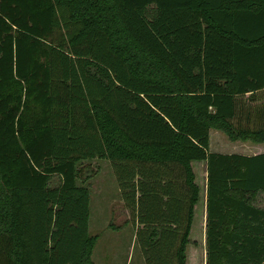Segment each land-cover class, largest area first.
<instances>
[{
  "label": "trees",
  "instance_id": "1",
  "mask_svg": "<svg viewBox=\"0 0 264 264\" xmlns=\"http://www.w3.org/2000/svg\"><path fill=\"white\" fill-rule=\"evenodd\" d=\"M257 92L264 0H0V264H95L93 159L143 225L128 264H168L175 240L186 264L192 161L205 264H263L264 152L209 149L211 129L264 142Z\"/></svg>",
  "mask_w": 264,
  "mask_h": 264
},
{
  "label": "rangeland",
  "instance_id": "2",
  "mask_svg": "<svg viewBox=\"0 0 264 264\" xmlns=\"http://www.w3.org/2000/svg\"><path fill=\"white\" fill-rule=\"evenodd\" d=\"M257 99L259 103L256 105L251 103V106L264 104L262 93L257 95ZM211 130L213 131L210 134ZM211 130L209 131V136H211L209 139V147L211 146L210 151L215 149L216 146L217 148H221L222 146H226L225 148H235L242 144V141H229L227 137L218 130ZM251 144L255 143L251 142ZM87 166L91 169V172H88L91 179L84 182L83 185L88 188L90 195L88 233L89 235L98 236L91 256L92 261L95 264L124 263L127 259L133 263L143 262V252L136 237L137 228H141L143 225L136 222L134 212L131 211L130 208L127 207L126 202H124L121 189L118 186L110 162L104 159H96ZM202 170V163L194 166L195 183L199 187V200L195 205L193 230L191 235H189L192 243L186 248L188 259L189 261L193 260L194 264L196 262L198 263V260L202 262L204 256V236L203 234L200 235L199 230H196V228L201 225V222L198 221L199 209L203 201L202 196L205 187V179L202 177ZM113 227L116 229H113ZM175 244L176 240L173 243V247L169 248L170 250L167 251L168 264H176L173 255Z\"/></svg>",
  "mask_w": 264,
  "mask_h": 264
},
{
  "label": "crops",
  "instance_id": "3",
  "mask_svg": "<svg viewBox=\"0 0 264 264\" xmlns=\"http://www.w3.org/2000/svg\"><path fill=\"white\" fill-rule=\"evenodd\" d=\"M261 92H257L256 94V98L254 101H250V105L251 103H254L255 105L257 103H259V100L257 99V95L260 94ZM250 93H247L244 95V97H247ZM262 100V99H261ZM264 101V100H263ZM257 106H262L263 109H264V104H259ZM252 108L256 107V106H251ZM264 111V110H263ZM252 119H256L258 123H261V124H264V115H262L261 117L259 116H253L252 114ZM213 130L210 131V134ZM211 136H209V139H210ZM211 141V140H210ZM210 143V142H209ZM226 146H222L221 148L216 146L215 149L211 150L212 152H216V153H222V154H232V153H237V154H243V155H255V154H260V153H263L264 152V143H255V144H251L250 141H245V142H242L241 145L233 148V147H227L225 148ZM209 149H211V146L209 147ZM96 159H93V160H90V161H85L84 163L86 164H89L90 162H94ZM106 161V160H105ZM199 163H202V177H204L205 179V187L203 189V198H202V203L200 205V209H199V220L201 222V225H199L198 228H196V230H199V233L200 235L203 234L204 236V239H203V242H204V256H203V259H202V262H200L198 260V263L196 262L195 264H205V222H206V163L205 161H192L191 162V166H192V169L194 171V166L196 164H199ZM195 172V171H194ZM195 174V173H194ZM91 179V178H89ZM88 179V180H89ZM186 197V196H185ZM165 199V198H164ZM195 221V206H194V210H193V220H192V225H191V229H190V234L191 235V232L193 230V223ZM190 238V237H189ZM190 243H192V241L190 240ZM188 247V246H187ZM186 252H187V249H186ZM129 259H127L124 263H129ZM124 263H121V262H117V264H124ZM137 263H143V262H137ZM186 264H194L193 260L192 261H189L188 259V256L186 254ZM264 264V262H263Z\"/></svg>",
  "mask_w": 264,
  "mask_h": 264
}]
</instances>
